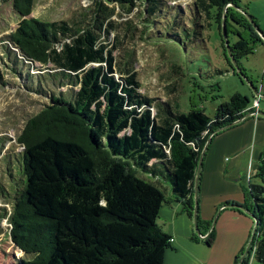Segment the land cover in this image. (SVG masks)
<instances>
[{
    "label": "trees",
    "instance_id": "1",
    "mask_svg": "<svg viewBox=\"0 0 264 264\" xmlns=\"http://www.w3.org/2000/svg\"><path fill=\"white\" fill-rule=\"evenodd\" d=\"M11 1L21 19L4 38L6 57L21 86L48 99L15 135L20 151L6 147L9 137L0 132V235L5 220L23 254L16 264H164L172 237L158 218L173 201L211 245L214 220H203L199 210L203 149L210 134L254 111L249 99L234 93L213 116L195 106L181 111L179 78L169 86L170 99L142 94L133 65L117 60L106 40L116 28L115 10L130 12L140 2L141 32L151 29L150 41L200 50L215 23L224 46L225 8L227 19L232 13L250 30L240 1L93 0L76 17L51 22L30 16L35 0ZM235 34L230 50L237 61L253 47ZM175 75H183L180 64ZM253 179L244 206L251 198L258 226L253 257L264 264V150ZM190 239L199 240L195 228Z\"/></svg>",
    "mask_w": 264,
    "mask_h": 264
},
{
    "label": "rangeland",
    "instance_id": "2",
    "mask_svg": "<svg viewBox=\"0 0 264 264\" xmlns=\"http://www.w3.org/2000/svg\"><path fill=\"white\" fill-rule=\"evenodd\" d=\"M239 1L240 10L246 12H243L244 15L254 19L250 22L248 32L239 25V17L230 13L227 19L225 8V49L215 23L205 31L204 44L200 50L164 39L159 42L150 41L147 36L152 30H145L143 34L141 32L144 29L141 22L144 15L140 2L130 12L115 10L112 19L116 28L106 41L115 47L113 54L117 60L133 65L142 85L140 92L150 98L161 101L170 99L169 86L179 78L180 88L176 96L181 111L186 112L195 106L203 108L208 116H213L221 103L229 100L234 93H240L249 99L251 108L264 114V96L258 97L254 91L255 87L259 91V83L264 76V0ZM92 2L93 0H35L30 16L45 22L66 20L76 17L78 11L89 9ZM191 2L192 0H171V3L182 5ZM20 19L11 0H0V132L9 137L6 147L12 145V149L16 151H20L21 147L16 145L15 135L25 119L48 101L21 86L22 81L13 73L6 57L4 38L16 28ZM131 30L134 31L133 34ZM235 31L243 35L253 47L252 53L238 57L237 61L233 59L230 50V45L239 40ZM177 64L182 66L183 74L178 77L175 75ZM51 66L48 64V67ZM251 82L255 87H252ZM15 172L16 168L14 174ZM2 227L4 233L0 235V256L3 257L0 258V264H16L14 258H21L23 254L11 244L5 220L2 221ZM248 264L258 263L252 257Z\"/></svg>",
    "mask_w": 264,
    "mask_h": 264
},
{
    "label": "crops",
    "instance_id": "3",
    "mask_svg": "<svg viewBox=\"0 0 264 264\" xmlns=\"http://www.w3.org/2000/svg\"><path fill=\"white\" fill-rule=\"evenodd\" d=\"M259 93L264 94V76ZM262 150L264 116H246L233 126L209 135L203 149L198 196L200 217L214 220L213 242L211 245L204 242L206 234L196 241L190 239L194 221L183 212L180 201L164 204L158 222L172 237L164 264H241L255 215L251 198L244 206V190L255 182L253 176Z\"/></svg>",
    "mask_w": 264,
    "mask_h": 264
},
{
    "label": "water",
    "instance_id": "4",
    "mask_svg": "<svg viewBox=\"0 0 264 264\" xmlns=\"http://www.w3.org/2000/svg\"><path fill=\"white\" fill-rule=\"evenodd\" d=\"M240 10V9H239ZM241 11V10H240ZM224 15V14H223ZM249 20H250V22L252 23V19L249 17V16H246ZM257 29V28H256ZM222 34H223V38H224V41H225V44H226V46H227V39H226V37H225V35H224V17L222 18ZM254 91L257 93V95L258 96H260V97H263L264 96V94H260L259 93V91L256 89V88H254ZM253 114H256V115H258V114H260V115H263L264 116V114H262L261 112H258V111H250V112H248L246 115H244L242 118H240L239 120H237V121H240L241 119H243L244 117H246V116H249V115H253ZM236 121V122H237ZM199 165H200V161H199ZM255 216V215H254ZM257 225H256V227L254 228V230H253V233H255V231L257 230ZM194 228H195V231L197 232V234H198V236L199 237H201V238H203L204 237V235H202V234H200V232H199V230L197 229V227H196V225L194 226ZM253 233H252V236H253Z\"/></svg>",
    "mask_w": 264,
    "mask_h": 264
},
{
    "label": "built area",
    "instance_id": "5",
    "mask_svg": "<svg viewBox=\"0 0 264 264\" xmlns=\"http://www.w3.org/2000/svg\"><path fill=\"white\" fill-rule=\"evenodd\" d=\"M258 97H260V96H258ZM255 105H257V101H255ZM253 115H256V114H253ZM256 225H257V222L254 219V228L256 227ZM254 228H253V230H254ZM255 235H257V230L255 231V233H253V236H251V238L255 237ZM254 250H255V245H254V243H252V241L250 239V242H249L246 250L244 251L243 255L241 256V260L247 259V261L249 262V260L253 257Z\"/></svg>",
    "mask_w": 264,
    "mask_h": 264
}]
</instances>
